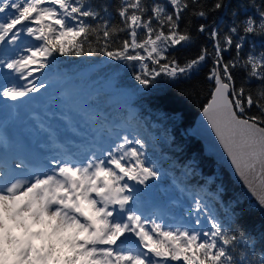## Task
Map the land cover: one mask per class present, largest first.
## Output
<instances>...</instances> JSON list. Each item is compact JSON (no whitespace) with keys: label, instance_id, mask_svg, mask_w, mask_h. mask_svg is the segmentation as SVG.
Returning a JSON list of instances; mask_svg holds the SVG:
<instances>
[{"label":"snow or ice","instance_id":"1","mask_svg":"<svg viewBox=\"0 0 264 264\" xmlns=\"http://www.w3.org/2000/svg\"><path fill=\"white\" fill-rule=\"evenodd\" d=\"M110 7L108 0H0V13L15 10L7 22L0 23V44L8 37L9 43H15L21 32L43 42L27 48L30 55L5 66L26 73V79L32 74V65L48 67V57L56 52L63 55L70 47L80 55L89 38L95 36L97 45L103 41L99 50L107 57L140 62L143 71L135 79L148 87L161 74L173 80L188 76L211 57L214 67L208 79L213 81L214 90L204 115L240 174L259 171L264 176V50L259 54L254 51L257 38L264 41V0L237 4L236 8L250 7L254 11L222 38L218 27L207 24L209 11L203 0H166L163 5L121 0L118 15L125 27L110 24ZM210 9H227L239 19L238 12L232 10V0H214ZM189 17L203 21L197 31L208 32L214 41L213 51L203 49L197 59L181 66L165 52L193 41L186 26ZM79 18H90L97 24ZM121 31H127L129 39L119 50H110L114 34ZM233 49L235 59L225 62L223 53ZM93 51L89 44L88 55ZM146 61L159 67L149 69ZM236 68L245 72L247 83L237 86L232 71ZM253 81L257 82L254 89ZM38 91L8 88L3 96L15 101ZM123 140L116 149L118 156L109 151L107 157L93 156L83 164L54 161L55 168L29 181L13 180L0 169V264H264V232L253 235L243 229L233 231L215 219L211 230L203 233L188 228L164 230L160 224L146 230L141 216L131 211L127 222L116 219L115 206L123 212L132 199L125 193L134 191L122 181L145 184L150 178H159L154 166H148L142 158L143 140H130L128 136ZM127 144L140 148L126 149ZM24 166L23 160L15 164L17 169ZM258 199L264 207V183ZM196 208L200 210L199 202ZM125 233H134L142 249L133 254L132 249L125 253V241L117 246Z\"/></svg>","mask_w":264,"mask_h":264},{"label":"trees","instance_id":"2","mask_svg":"<svg viewBox=\"0 0 264 264\" xmlns=\"http://www.w3.org/2000/svg\"><path fill=\"white\" fill-rule=\"evenodd\" d=\"M165 2L166 0H145L149 5H163ZM108 3L111 5L107 14L110 24L125 27L118 15L121 0H108ZM203 3L209 11L207 24L210 27H218L221 38L234 24H239L254 11L250 7H235L237 4L247 5L248 0H232V10L238 12L237 19L227 9L223 12H212L210 6L214 0H203ZM79 19H84L85 23L93 26L97 24V21L90 18ZM69 22L76 24V21ZM201 23V19L189 17L186 26L194 36L193 41L168 48L165 56L175 58L183 66L186 62L197 59L203 49L211 53L214 41L210 39L207 31H197ZM153 26H156L155 20ZM114 37V40L110 41V50H119L123 41L129 39L127 31L117 32ZM95 39V36L89 38V43L85 44L80 55H76L71 47L63 55L53 53L48 57L47 68L67 79H76L80 78L83 71L98 67L95 71L115 75L120 85L130 93L129 98L116 102L111 94L100 91L90 96V103L98 110V121L104 134L118 147L124 144V136H128L130 140H143L142 158L148 166H154L159 178H150L145 184H139L141 189L149 196L156 197L169 211L181 213L185 219L191 220L194 226L202 227L203 232L211 230L212 219L218 220L225 228L233 231L243 229L253 235L264 232V219L252 201L222 165L205 155L201 141L191 131L195 119L212 98L213 81L208 79L214 67L211 57L206 58V61L188 76L173 80L161 74L148 87H144L135 79V76L143 71L140 62L113 60L107 57L99 50L103 41L101 45H97ZM89 44L94 49L92 55H88ZM251 47L249 43L248 48ZM262 50L264 41L257 38L254 51L259 54ZM131 51L130 48L129 52ZM136 51L145 54L140 49ZM223 56L225 62L233 60L236 57L235 50L224 52ZM145 63L149 69L159 67L150 61ZM232 71L237 86L247 83L243 70L236 68ZM256 83L253 81V89ZM134 146L140 148L134 144H127L125 148L131 149ZM130 181L126 179L128 184ZM165 190L173 193L174 199L168 197ZM197 202L201 206L199 211L196 208ZM197 220L199 223H196ZM129 236V233H125L121 239ZM173 263L183 264V261Z\"/></svg>","mask_w":264,"mask_h":264},{"label":"rangeland","instance_id":"3","mask_svg":"<svg viewBox=\"0 0 264 264\" xmlns=\"http://www.w3.org/2000/svg\"><path fill=\"white\" fill-rule=\"evenodd\" d=\"M14 12V9H6L5 13H0V23L7 22L8 18H10ZM20 27L21 25H17V28ZM9 39L10 37L6 38L5 43L0 44V61H2L0 62V97L6 89L13 87V84L10 81L11 76H13L10 74L12 69H8L5 65L14 59H19L21 56L30 55V53L26 51L27 48H35L43 43L42 41H37L34 37L29 36L26 32H21L15 43H9ZM31 67L33 69L32 74L27 75L26 79L23 78L26 73L22 75L17 71L22 79V86L17 90H24L27 88L40 89L38 92H29L28 95L18 100L19 105L23 108V115L30 114V111L37 106L38 103L40 104V102L46 97L49 90L42 87V85H51V90L53 86L61 87L62 85H66L65 89L57 93L58 96L64 97L67 95L70 97H78V104L74 107L64 106L61 108L54 106L53 103H51V107L55 109V111L69 114V117L65 121L73 123L77 128L84 130L83 139L86 138L88 139L87 142L93 143V145L91 144L88 146L86 151L81 155L88 157L92 154L96 157L105 158L109 151L113 152L114 155H120L119 152H116L118 147L117 144H114V142L111 141V138L104 134L103 129H101L100 122L98 121V110L90 103V96L93 93L100 91L111 94L112 99L116 102L129 98L130 93L120 85L115 75L98 73L95 71L98 67H92L91 69L83 71L80 74V78L67 79L50 68H40L39 65H32ZM58 96L57 98L60 99ZM0 102L2 101L0 100ZM6 104L10 107V103ZM3 117L4 115L0 117V120ZM53 127L55 126L51 125V128ZM50 129H46L48 133ZM52 138L53 136L51 139ZM67 140L69 141L68 135ZM63 149L64 148H62L61 151H63ZM128 185L134 189L133 192L128 193L132 196V199L127 205H125V210L122 212L123 214L121 218H116L115 216L116 219L127 222L126 216L131 211L141 216V220L145 224L146 220H148L145 217V214L151 212L152 214L149 218H158L159 223H162L163 219H167L169 221L168 228L175 224H179L184 226V228L188 227L195 229L191 220H185L181 214L169 211L168 208L156 199V197L149 196L145 193L136 181L131 180ZM165 191L168 197L174 199L173 193H169L167 190ZM115 207L119 209V205H116ZM129 234L130 236L128 237V240L138 239L134 233ZM119 244L120 241H117V246H119ZM134 248H139L138 243L134 246L123 247L125 253H127L129 249Z\"/></svg>","mask_w":264,"mask_h":264},{"label":"bare ground","instance_id":"4","mask_svg":"<svg viewBox=\"0 0 264 264\" xmlns=\"http://www.w3.org/2000/svg\"><path fill=\"white\" fill-rule=\"evenodd\" d=\"M11 72L14 74H18V72L13 69ZM65 86L66 85H62L61 87L53 86L51 90V85H46V87L44 88L48 89L49 91L47 92L44 100L41 101L43 103H38V105L30 111V114L22 115L21 117H19L16 124L10 125H12V127H14L15 129H18L16 131H26L29 135V139H38L41 143L46 144L48 147H51L52 140H50L51 137L49 136L45 126L49 125L51 127V125H54L59 130V134L62 133L64 135L63 138L65 139L66 143H70H68V146H65V148L70 149L75 147L77 151L76 153L81 155L86 151V148L91 144L93 145V143L87 142L88 139L86 138L83 139L84 130L77 128L75 125H73V123L65 121L69 117V114L55 111V109L51 107V103H53L54 106L61 108L64 106L74 107L78 104V97H70L67 95H65L64 97L58 96L57 93L65 89ZM57 96L60 99H58ZM10 111L12 112V108H10L8 104L0 102V117L2 115L5 116L7 114H11ZM67 135L69 141L67 140ZM0 140H2V138H0ZM18 140L19 138H16L15 143L11 142L9 144V146L11 147L14 146L16 151L22 147V143L18 142ZM51 151L53 152L50 153L49 160L53 162L61 161L62 155L60 157H57L58 153L55 152V148H53V150ZM11 154V152H6L4 156H6V158H10ZM91 157H93L92 154L88 156V159H90ZM63 162L71 163L72 160L71 158L67 157Z\"/></svg>","mask_w":264,"mask_h":264},{"label":"water","instance_id":"5","mask_svg":"<svg viewBox=\"0 0 264 264\" xmlns=\"http://www.w3.org/2000/svg\"><path fill=\"white\" fill-rule=\"evenodd\" d=\"M210 102L211 100L209 103ZM204 109L195 119L191 130L192 133L201 141L205 155L214 159L228 171L232 179L242 189L246 197L252 201L253 205L257 208L261 217L264 219V207L261 206L258 199L260 186L264 183V176H262L259 171L247 176H242L240 174L221 144L219 137L216 135V131L208 120V117L204 115Z\"/></svg>","mask_w":264,"mask_h":264}]
</instances>
